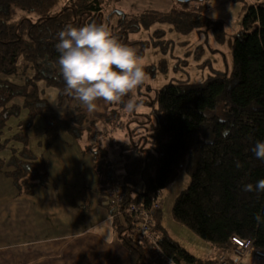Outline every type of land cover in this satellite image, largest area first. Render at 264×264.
I'll return each instance as SVG.
<instances>
[{
    "label": "trees",
    "instance_id": "16d2710c",
    "mask_svg": "<svg viewBox=\"0 0 264 264\" xmlns=\"http://www.w3.org/2000/svg\"><path fill=\"white\" fill-rule=\"evenodd\" d=\"M117 1L0 0V129L11 117L20 118L13 140L22 144L19 150L12 148L8 158L0 157V174L12 179L18 194H33L37 186L49 182L46 161L28 147L26 130L37 116L43 118L47 141L59 135V120L74 137L90 128H81L83 116L68 122L49 112V102L38 86L42 81L57 89L59 102L69 97L59 71L57 34L67 25L95 22L107 25L137 55L147 47L128 38L138 27V18L117 9ZM181 4L188 8L190 1ZM174 13L188 19L196 14L192 9L170 12ZM189 23L188 29L197 27L195 20ZM241 26L233 34L230 72H215L199 83L172 81L155 97H138L143 110L129 114L128 122L136 125L129 129L126 124L128 139L120 147L123 174L117 182L123 207L132 203L148 207L160 203L162 189L180 169H186L190 184L177 196L173 217L222 251L230 262H234L230 256L233 237L250 240L264 251V192L244 191L245 185L255 186L264 179V161L251 151L257 140H264V2L245 7ZM23 62L28 64L23 83L4 78L16 76ZM26 68L33 75H27ZM114 121L108 124L119 128ZM7 145L0 143V153ZM160 216L158 208L153 230L168 254L185 264L212 263L168 236L159 225ZM126 217L113 218L117 235L132 264H146L148 244L134 235V218Z\"/></svg>",
    "mask_w": 264,
    "mask_h": 264
},
{
    "label": "rangeland",
    "instance_id": "374dc122",
    "mask_svg": "<svg viewBox=\"0 0 264 264\" xmlns=\"http://www.w3.org/2000/svg\"><path fill=\"white\" fill-rule=\"evenodd\" d=\"M156 1L161 3L154 5V0L117 1V8L120 11L127 12V14L134 15V17L138 18V27L135 31L128 34V38L138 41L139 47L140 45L142 46V44L147 45L143 52L141 53L139 51L141 54L137 55L139 57V62L144 65L146 78L144 83L134 90L131 95L137 98H152L156 96V92L160 90L162 86L169 82L184 81L187 83H199L213 75L215 72L231 71L233 65V34L241 29V21L245 13V7L247 8L250 6L252 0H190V6L188 8L179 6L180 2L177 0H170L173 5L169 8L165 7L167 6L164 3L166 0ZM255 2L258 1L256 0ZM201 5H203V7L199 8ZM161 8H165L163 9L164 12L154 11L155 9ZM191 9L196 13L194 18L191 17V19L184 17L181 13L170 14L172 10L179 12L189 11ZM154 12L158 15L154 14ZM192 19L196 21L197 27L194 29H188L190 26L189 21ZM22 64H20L19 73L16 76H7L4 78L17 84L23 83V71L25 65L28 67V64H25L24 62ZM147 68L153 70L149 72L146 71ZM27 69L28 68H26V72L29 76L33 75L32 70L28 72ZM38 86L44 91L47 87L42 81L38 83ZM139 89L142 91V94L146 93L148 96L137 94ZM55 90L57 89L52 88L50 89L51 93L48 92L45 95L48 97V101L51 105L55 107L53 111H65L67 110L66 106L72 107L78 104L72 96L65 99L67 101L66 104H64L65 100L59 102L58 94L56 97ZM52 94H55V101L58 105H56L57 103H54V97L51 96ZM127 99L128 97L126 96L123 101L110 104H105L102 101H99V108L97 112L94 113L93 118L101 116L104 120L101 121L100 119H95L94 121H89L91 124L89 126L90 128H85L82 134H80V137L82 138L80 141L81 144H87L86 146L90 149H95L99 146L100 148H105V151L107 152V161L103 165L104 170L112 164L114 159L119 160L117 166L122 165L121 152L117 154V151L115 150H119L122 143L128 139L129 130L126 128V124L127 126L129 124V129H133L136 125L133 122H128L130 121L129 114L131 112L128 113V111H125L124 109V102ZM62 104L64 106L60 107ZM140 107L137 111L140 109L143 110V108ZM76 116H83L85 119L82 110H79V113L75 114L72 118ZM19 119L20 118L17 117H11L6 126L0 129V143H8L7 148L0 153L1 158H8L11 155L12 148L19 150L22 147L21 142L13 140V135L18 132L17 124ZM110 119L116 120L114 123H118L117 125H119V128L111 127L108 124V120ZM44 126L43 118L37 116L33 125L26 130V134L28 135V147L38 156H42L47 163L48 161L44 158L46 155L44 157L42 155L47 142ZM104 126L106 127L109 136L113 137L116 142L113 150H107L106 148V143L104 141L106 140L105 136H108V134L104 132ZM63 127L60 126L59 128L61 129L60 135L67 137L68 133L65 132V129L63 130ZM112 132L113 134H111ZM81 144L80 146H82ZM129 153H133V151H129ZM91 154H93L92 151ZM48 158L51 159L53 163V156L48 155ZM79 162L90 163L91 167H93L94 158L89 155L84 159H79ZM60 168L61 167L59 166L58 169L60 170ZM58 169H56L57 172L59 171ZM120 171L123 173L122 168H120ZM68 172L71 177L77 175L72 173L71 170L69 171V169L67 170V173ZM63 177L66 180L68 178L67 175H64ZM9 179L12 181L11 178ZM190 179L188 171L182 168L167 186L162 189L159 195L161 208V216L158 220L159 225L168 236L197 258H207L213 261L216 254H223L227 258L222 251L216 250L209 241L202 239L192 229L175 220L173 217L172 207L174 202L177 196L188 187ZM107 200L108 202H112V199L110 198H107ZM109 205L111 207V203H109ZM112 216L115 218L113 212ZM242 241L247 242L248 240ZM232 242L234 245L231 248L230 256L233 260L235 257L239 258L238 254L240 252V255L244 256L239 262L243 261L245 264H264V258L262 260H256L250 251L246 248L240 249L233 240ZM213 253H215L214 256H212ZM181 263L185 264L184 262Z\"/></svg>",
    "mask_w": 264,
    "mask_h": 264
},
{
    "label": "crops",
    "instance_id": "0c3cea01",
    "mask_svg": "<svg viewBox=\"0 0 264 264\" xmlns=\"http://www.w3.org/2000/svg\"><path fill=\"white\" fill-rule=\"evenodd\" d=\"M177 1L181 6L182 0ZM255 1L250 4L264 2ZM160 3L154 0V5ZM164 3L166 8L173 5L170 0ZM163 9L154 11L164 12ZM52 88L42 90L47 100L45 95ZM51 96L56 104L55 94ZM49 105V112L57 113L61 120L68 122L82 110L85 119L81 128L90 126L89 121L104 120L101 116L93 118L97 111L89 114L78 104L66 106L65 111H53L55 107L50 102ZM58 123L59 128L63 127L62 121ZM104 132L108 134H105L106 148L113 150L116 142L105 126ZM81 139L69 134L64 137L59 132L46 142L42 155L48 161L49 182L37 186L33 194H18L12 181L0 174V264H132L129 252L117 235L111 202L107 200L112 199L110 188L122 177V165L117 166L119 160L114 159L104 170L105 148L90 149L87 144H81ZM115 151L119 154L120 148ZM48 155L53 156V163ZM89 155L94 158L93 167L79 162ZM68 169L77 175L69 176ZM64 175L68 176L67 180Z\"/></svg>",
    "mask_w": 264,
    "mask_h": 264
},
{
    "label": "clouds",
    "instance_id": "9594fccd",
    "mask_svg": "<svg viewBox=\"0 0 264 264\" xmlns=\"http://www.w3.org/2000/svg\"><path fill=\"white\" fill-rule=\"evenodd\" d=\"M57 35L65 91L80 107L92 114L98 110L99 101L118 103L126 96L125 111L140 107L131 93L144 83L146 72L134 48L120 42L107 25L95 22L67 25ZM251 151L264 161V140H257ZM244 191L264 192V179L257 180L255 186L245 185ZM256 219H260L259 214Z\"/></svg>",
    "mask_w": 264,
    "mask_h": 264
},
{
    "label": "built area",
    "instance_id": "2783aa9c",
    "mask_svg": "<svg viewBox=\"0 0 264 264\" xmlns=\"http://www.w3.org/2000/svg\"><path fill=\"white\" fill-rule=\"evenodd\" d=\"M109 196L112 198L111 211L114 213L115 217L123 219V217L130 215L134 218V222L132 223V231L134 235L140 239H144L148 244L146 264H183L176 261L174 257L164 250L160 244L159 235L153 230L154 212L156 209L160 208V203L155 202L148 207L142 203H132L123 207L120 204L121 191L116 184L110 188ZM232 240L237 244L238 248H246L250 251L256 260H262L264 258L263 250L255 249L249 240L244 242L235 237H233ZM238 255L239 258L235 257L234 262L232 263L228 261L223 254H216L211 264L238 263L244 256L240 255V252Z\"/></svg>",
    "mask_w": 264,
    "mask_h": 264
},
{
    "label": "water",
    "instance_id": "95a60500",
    "mask_svg": "<svg viewBox=\"0 0 264 264\" xmlns=\"http://www.w3.org/2000/svg\"><path fill=\"white\" fill-rule=\"evenodd\" d=\"M182 1H189V0H182Z\"/></svg>",
    "mask_w": 264,
    "mask_h": 264
}]
</instances>
